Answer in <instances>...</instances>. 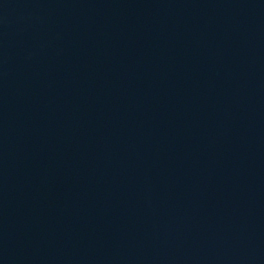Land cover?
Segmentation results:
<instances>
[{
	"label": "water",
	"instance_id": "water-1",
	"mask_svg": "<svg viewBox=\"0 0 264 264\" xmlns=\"http://www.w3.org/2000/svg\"><path fill=\"white\" fill-rule=\"evenodd\" d=\"M0 264H264V0H0Z\"/></svg>",
	"mask_w": 264,
	"mask_h": 264
}]
</instances>
